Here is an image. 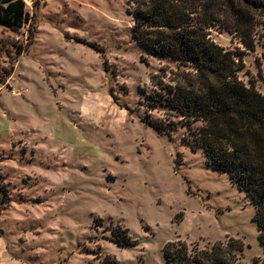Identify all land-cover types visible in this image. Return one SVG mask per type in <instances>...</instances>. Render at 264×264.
Masks as SVG:
<instances>
[{
    "label": "rangeland",
    "instance_id": "1",
    "mask_svg": "<svg viewBox=\"0 0 264 264\" xmlns=\"http://www.w3.org/2000/svg\"><path fill=\"white\" fill-rule=\"evenodd\" d=\"M23 1L29 23L0 25V161L13 163L0 164V188L13 201L0 232L14 259L166 264L168 241L200 250L234 237L243 242L239 264H264L250 198L190 149L178 118L142 106L152 75L171 83L183 67L133 39L128 0ZM256 31L250 50L209 29L241 52L240 79L264 94V20ZM145 114L177 124L161 133Z\"/></svg>",
    "mask_w": 264,
    "mask_h": 264
},
{
    "label": "trees",
    "instance_id": "2",
    "mask_svg": "<svg viewBox=\"0 0 264 264\" xmlns=\"http://www.w3.org/2000/svg\"><path fill=\"white\" fill-rule=\"evenodd\" d=\"M128 2L133 39L147 54L183 67L170 78L171 83L155 81L157 75H152L155 88L145 93L142 106L145 110L161 108L178 118L185 128L182 140L190 149H202L206 164L227 173L245 192L254 206L252 220L264 252V94L240 79L241 52L225 49L209 33L211 27L220 26L253 50L256 26L264 20V0ZM31 17L23 0H0V25L20 29ZM33 38V29H28V46ZM79 41L98 50L92 43ZM142 120L168 135L177 124L147 114ZM0 198L3 204L9 202L5 189L0 188ZM113 241L135 243L117 235ZM242 251L243 242L234 237L200 250H188L178 240L163 245L166 264H239ZM100 264L119 263L105 256Z\"/></svg>",
    "mask_w": 264,
    "mask_h": 264
},
{
    "label": "crops",
    "instance_id": "3",
    "mask_svg": "<svg viewBox=\"0 0 264 264\" xmlns=\"http://www.w3.org/2000/svg\"><path fill=\"white\" fill-rule=\"evenodd\" d=\"M0 164H4L5 167L9 168V164H13V163L11 159H6L4 161H0ZM12 169H16V168H12ZM15 171H21V170H15ZM9 201L10 202L8 203V205H6L8 206L7 208L0 207V224H1V221L3 222L2 218H4L5 211H7L9 208L12 207V205H10L12 199H10ZM7 245L8 244L6 240L3 238L2 232H0V264H20L18 261L14 259V256L11 255L10 251L7 249ZM5 260H7V263H4Z\"/></svg>",
    "mask_w": 264,
    "mask_h": 264
}]
</instances>
